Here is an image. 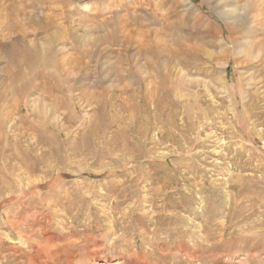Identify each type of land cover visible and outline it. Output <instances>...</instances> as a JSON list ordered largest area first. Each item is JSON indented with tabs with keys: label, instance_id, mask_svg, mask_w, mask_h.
Listing matches in <instances>:
<instances>
[{
	"label": "rangeland",
	"instance_id": "374dc122",
	"mask_svg": "<svg viewBox=\"0 0 264 264\" xmlns=\"http://www.w3.org/2000/svg\"><path fill=\"white\" fill-rule=\"evenodd\" d=\"M0 264H264V0H0Z\"/></svg>",
	"mask_w": 264,
	"mask_h": 264
}]
</instances>
